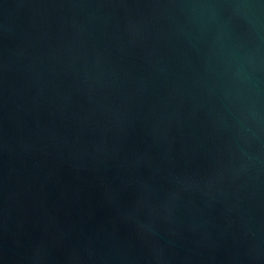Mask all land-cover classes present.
Segmentation results:
<instances>
[{
    "label": "water",
    "instance_id": "1",
    "mask_svg": "<svg viewBox=\"0 0 264 264\" xmlns=\"http://www.w3.org/2000/svg\"><path fill=\"white\" fill-rule=\"evenodd\" d=\"M0 264H264V0H0Z\"/></svg>",
    "mask_w": 264,
    "mask_h": 264
}]
</instances>
